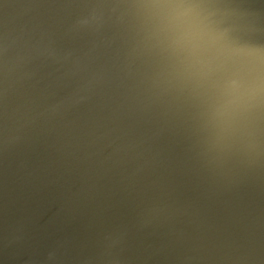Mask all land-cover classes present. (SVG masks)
Returning <instances> with one entry per match:
<instances>
[{
	"label": "water",
	"instance_id": "95a60500",
	"mask_svg": "<svg viewBox=\"0 0 264 264\" xmlns=\"http://www.w3.org/2000/svg\"><path fill=\"white\" fill-rule=\"evenodd\" d=\"M116 2L0 0V264H264V161L201 156Z\"/></svg>",
	"mask_w": 264,
	"mask_h": 264
},
{
	"label": "clouds",
	"instance_id": "9594fccd",
	"mask_svg": "<svg viewBox=\"0 0 264 264\" xmlns=\"http://www.w3.org/2000/svg\"><path fill=\"white\" fill-rule=\"evenodd\" d=\"M153 93L218 169L264 161V10L247 0H117Z\"/></svg>",
	"mask_w": 264,
	"mask_h": 264
}]
</instances>
